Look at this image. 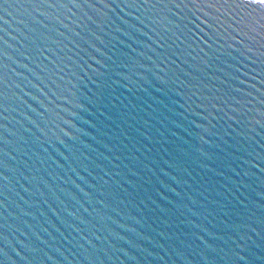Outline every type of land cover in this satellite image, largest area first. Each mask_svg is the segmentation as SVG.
<instances>
[{
  "label": "water",
  "instance_id": "95a60500",
  "mask_svg": "<svg viewBox=\"0 0 264 264\" xmlns=\"http://www.w3.org/2000/svg\"><path fill=\"white\" fill-rule=\"evenodd\" d=\"M0 264H264V0H0Z\"/></svg>",
  "mask_w": 264,
  "mask_h": 264
}]
</instances>
